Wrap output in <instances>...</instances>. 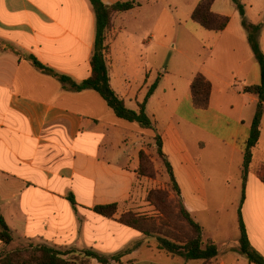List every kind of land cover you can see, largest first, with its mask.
Returning <instances> with one entry per match:
<instances>
[{"label":"crops","instance_id":"crops-1","mask_svg":"<svg viewBox=\"0 0 264 264\" xmlns=\"http://www.w3.org/2000/svg\"><path fill=\"white\" fill-rule=\"evenodd\" d=\"M126 1L134 8L115 15L110 32L111 85L125 104L127 99L134 101L137 111L147 89L158 81L146 104L147 114L152 99L167 86L166 76L151 82L147 64L141 72L145 77L141 90L130 86L122 96L113 85L116 46L128 31L117 27L116 21L136 14L138 25L146 27H134L133 34L126 35L128 40L135 35L132 49L139 36L146 58L167 55L183 64L177 74L185 88L173 113L164 118L161 110L167 104L163 103L151 120L162 136V151L183 204L202 226L200 217L215 203L207 189L210 178L206 179L200 164L205 163L207 174L213 173L204 149L220 150L225 172L234 174L225 178V185L232 179L242 185L244 152L258 104V97L245 89L260 84L259 63L232 0H214L212 12L230 19L218 33L192 20L201 0H102L108 6ZM241 2L246 19L262 24L259 44L264 54V0ZM165 20L172 22L173 35L164 29ZM96 31L90 0H0V216L17 239L11 249L45 245L65 259L85 264H100L86 257L85 251L120 257L116 264H250L238 251L240 235L233 241L219 228L221 223L204 240L217 246L218 257L210 263H188L159 249L157 238L117 221L131 211L139 158L132 168L119 163V154L111 152L106 158L100 152L112 135L127 141L125 127L108 105L91 100L93 91H70L38 71L32 61L35 58L55 73L82 83L92 74ZM125 51L121 55L126 66L130 51ZM199 74L212 86L206 110H197L191 95V84ZM260 149L264 152V118L254 160ZM110 204L119 205L115 218L94 212L95 207ZM242 214L252 247L264 257V183L255 170L249 174ZM5 250L0 242V252Z\"/></svg>","mask_w":264,"mask_h":264},{"label":"trees","instance_id":"trees-1","mask_svg":"<svg viewBox=\"0 0 264 264\" xmlns=\"http://www.w3.org/2000/svg\"><path fill=\"white\" fill-rule=\"evenodd\" d=\"M232 1L236 5V8L242 18V25L247 32L248 42L261 70L260 84L245 89L246 93L258 97V104L255 117L250 128V135L246 143L241 168L242 199L238 211V227L240 232L238 251L248 260L250 264H264V257L259 254L250 243L242 214L249 174L252 170L254 171V151L260 141L261 124L262 119L264 118V54L259 44L262 24L254 25L250 23L246 19L245 6L241 0ZM90 2L97 17L96 38L94 50L90 60L92 69L91 76L82 83H77L70 77L59 75L55 73L54 70L43 66L35 58H32L33 65L42 74L58 80L70 91L80 93L91 90L96 92L107 103L108 107L113 111L117 118L132 124H137L141 129L154 132L158 155L164 162L172 187L181 204L179 217L187 224L190 231V235L182 245H179L176 241H171L166 238H157L159 240L158 248L167 251L173 257L178 255L187 261H203L204 263H210L218 257V248L212 241H204L202 226L194 220L192 215L185 208L182 201L181 189L175 179L172 166L162 151V136L158 132L151 118L146 113V104L154 94V91L158 86V81L150 86L143 103L138 105L137 111L127 108L124 100L117 94L111 85L107 56L111 50L109 39L110 32L113 28V18L117 14L132 10L134 8V4L126 1L108 6L105 5L102 0H90ZM213 3L214 0H201L192 14V20L207 31L217 33L223 32L227 28L230 19L213 13ZM211 92L212 86L210 82L203 75H197L191 84L193 105L197 110H206L209 108ZM145 162H149L148 157L144 151H140L137 179L138 172L139 174L142 173L143 176L147 173V168L143 166ZM256 166L257 168H255V172L259 179L264 183V162ZM71 200L74 203L73 198H71ZM118 210V204L100 205L94 208L95 213L106 218H115L118 214ZM117 221L148 237L156 236L154 228L150 225V221L144 216L128 212L123 214L119 219H117ZM16 240L17 239L15 238L13 231L0 216V242L6 247L5 251L0 252V264H85L65 259L62 253L45 245H30L11 249ZM84 254L88 258L96 259L100 264H116V262L120 260V257L108 258L91 251H85Z\"/></svg>","mask_w":264,"mask_h":264},{"label":"rangeland","instance_id":"rangeland-1","mask_svg":"<svg viewBox=\"0 0 264 264\" xmlns=\"http://www.w3.org/2000/svg\"><path fill=\"white\" fill-rule=\"evenodd\" d=\"M123 17L124 18L116 21L117 27H128V31H124L125 36L121 37L123 40L118 42L116 46L117 52L114 58L115 67L112 72L114 76L113 85L116 90H120L119 94L122 96L130 86L136 92L141 90L145 80L144 73L142 74L141 72L143 66L147 64L148 72L152 75L151 82L153 83L157 78L166 76L164 84L167 85L166 88H161L158 94L152 99L147 112L150 118L154 120V112L159 111V107L165 103L167 107H162L161 112H164V118H168L173 113L177 101L184 92L185 83L179 78V74H177L178 71L182 69L183 64L178 62V60H171L167 55H161L157 58L149 55L148 58H146L139 44V41L142 39L138 38L139 36L136 38V46L132 49L135 35H132V37L129 38L130 40H128L126 35L129 32L133 34L132 29L134 27L136 29L141 27L142 29L146 26L144 24L138 25L139 22L135 19L136 14L123 15ZM163 27L168 34L173 35L174 29L171 21L165 20ZM109 41L110 43L112 42V35H110ZM125 49L130 51V54L126 55L127 57L129 56L128 65L126 66L125 63H123V56L121 55ZM109 55L110 52L108 56ZM114 63L111 61V64ZM172 84H175V89L171 88ZM90 97L91 100L97 101L100 105L106 107L107 103L95 92H91ZM126 106L136 111V103L134 101L127 99ZM116 121H119V123L125 127L127 141H120V139L114 135H112L111 138L108 137L103 144L107 146L109 150H107V147H103L100 155L110 158V153L115 152L119 154L118 161L121 165L135 168L138 165L139 152L143 150L149 161L148 163L145 162L143 165L147 168L145 176L138 172V179L133 190V202L130 212L134 211L133 213L142 215L150 221V225L154 228L156 234L153 238H166L182 245L190 235V231L187 224L179 217L181 204L172 187L164 162L158 155L154 132L141 129L137 124H132L121 119H117ZM204 152L206 153L205 158L209 161L213 173L210 175L207 174L208 171L204 168L205 163L200 164L206 179L210 178V180H208L210 184H208L207 188L209 197L212 201H215V203L210 206L209 213L201 216L199 219L202 226L206 229L204 240H207L209 235L212 234V229L213 227L216 228V223L217 227H219L218 224L221 223V227L219 228L225 229L232 240L235 241L240 235L238 228V211L242 199V185L235 184L233 179L230 181V185L227 186L224 184L225 178L228 176L234 177V174L225 172V165L219 149L213 148L209 150L208 148L207 151L204 149ZM262 162H264V152L260 149L255 154L253 164L254 170L257 168L256 165H260ZM222 168L223 172L221 171ZM211 224L212 226L210 228L209 226ZM176 257L180 256L177 255ZM188 263L190 262L188 261Z\"/></svg>","mask_w":264,"mask_h":264}]
</instances>
